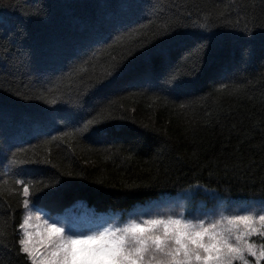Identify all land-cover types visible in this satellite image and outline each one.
<instances>
[{
	"label": "trees",
	"instance_id": "16d2710c",
	"mask_svg": "<svg viewBox=\"0 0 264 264\" xmlns=\"http://www.w3.org/2000/svg\"><path fill=\"white\" fill-rule=\"evenodd\" d=\"M129 3L140 4L143 14ZM253 18L264 19V0H0V103L26 117L0 128V146L25 149L18 159L51 162L31 165L30 177L5 175L0 167V264H26L15 243L24 215L15 179L35 191L50 174L62 177L60 194L40 201L54 211L79 202L98 212L127 211L162 193L174 199L178 188L196 183L226 198L231 208L264 200V143L256 141L264 134V30L254 29V54L235 46ZM170 21L180 24L176 33L144 47ZM193 22L208 23L217 36L199 73L171 94L150 88L154 81L170 87L199 63L194 46L204 33ZM53 50L55 59L47 55ZM29 53L33 75L63 67L62 78L41 86L20 75L15 61ZM117 62H123L119 75L89 96L86 108L94 111L81 113L90 119L106 110L118 125L108 133L81 138L75 128L83 120L74 125L68 113L46 112L55 106L23 98L83 92ZM154 176L160 179L154 187H125ZM193 203L212 207L216 201L197 194Z\"/></svg>",
	"mask_w": 264,
	"mask_h": 264
},
{
	"label": "snow or ice",
	"instance_id": "6c2138e0",
	"mask_svg": "<svg viewBox=\"0 0 264 264\" xmlns=\"http://www.w3.org/2000/svg\"><path fill=\"white\" fill-rule=\"evenodd\" d=\"M127 7L140 8L143 14L144 8L140 4L129 3ZM251 24V28L245 25L242 34L235 38V46L239 49L251 48V54H254L257 38L254 29L259 27L264 30V19L253 18ZM192 26L204 33L194 46L199 53V63L194 61L189 72L177 76L170 87L165 88L154 81L150 88L171 94L181 80L199 73L208 51L217 42V36L208 23L193 22ZM179 27L178 22L171 21L160 25L144 47L171 38ZM261 38L264 40V33ZM191 52L190 49V55ZM31 55L17 57L16 71L20 75H31L34 82L41 86L51 83L53 78L57 81L62 78L63 67H52L47 73L33 75ZM47 55L55 59L59 53L53 50ZM122 69L123 62L111 64L83 92H60L54 99H48L47 93L40 92L34 97L23 98H35L45 105L55 106L46 108V112L59 110L68 113L73 117L74 125L83 120L82 126L75 128V133L81 138L105 134L118 126L106 110L101 109L90 119H83L81 113L94 111V108H86L89 96L112 81ZM57 72L61 76H57ZM25 119L0 103V128L15 127ZM44 119L49 125L54 124L53 117L46 116ZM12 149L10 143L0 146V167L6 170L5 175L30 177L34 175L31 165L51 163L43 159H18L17 153L26 150ZM67 175L72 176L73 173L68 172ZM48 179L49 183L41 181V187L35 191L25 179L14 180V184L22 189L26 210L17 225L19 238L15 243L18 255L26 257V264H264V243L257 244L252 239L258 236L264 240V200L259 204L250 202L249 207L231 208L226 198L204 184L196 183L178 188L174 199L165 198L162 193L154 203L145 202L139 208L127 211L98 212L91 208L54 211L40 201L59 195L64 180L54 173ZM158 183L159 176H154L147 183H132L125 187L130 190L150 188ZM197 194H203L216 203L212 207L197 206L193 203ZM32 208L37 210L32 211Z\"/></svg>",
	"mask_w": 264,
	"mask_h": 264
},
{
	"label": "rangeland",
	"instance_id": "374dc122",
	"mask_svg": "<svg viewBox=\"0 0 264 264\" xmlns=\"http://www.w3.org/2000/svg\"><path fill=\"white\" fill-rule=\"evenodd\" d=\"M258 143H260V144H263L264 143V134L262 133V134H260V136L257 138V140H256ZM157 199H154V200H152V201H150V202H155ZM83 203H77L76 205V207L75 208H72V209H69V210H80V209H82V208H89L88 206H83L82 205ZM142 204H139V205H136V206H134L132 209H134V208H139L140 206H141ZM199 206V205H198ZM244 207H249V206H244ZM92 209V208H91ZM32 211H36L37 209H35V208H32L31 209ZM25 208H24V214H25ZM110 212V211H109ZM232 214H240L239 212H233ZM258 214V213H257ZM45 218H47V216H45ZM189 218H191V217H189ZM202 218V217H201ZM252 239H253V241L255 242V243H257V244H261V243H264V240H262L260 237H258V236H255V237H252Z\"/></svg>",
	"mask_w": 264,
	"mask_h": 264
}]
</instances>
